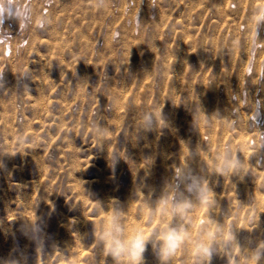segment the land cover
Listing matches in <instances>:
<instances>
[{
  "label": "rangeland",
  "instance_id": "1",
  "mask_svg": "<svg viewBox=\"0 0 264 264\" xmlns=\"http://www.w3.org/2000/svg\"><path fill=\"white\" fill-rule=\"evenodd\" d=\"M102 3L0 0V264H113L96 242L107 220L97 202L116 201L126 227L150 230L144 201L185 166L186 145L216 195L214 218L254 249L264 242V25L254 32L250 18L264 0ZM160 109L169 126L146 132L144 116ZM225 146L245 164L239 175L211 174ZM206 215L194 211L193 231ZM37 225L39 247L25 234ZM145 262L158 264L150 245Z\"/></svg>",
  "mask_w": 264,
  "mask_h": 264
},
{
  "label": "clouds",
  "instance_id": "2",
  "mask_svg": "<svg viewBox=\"0 0 264 264\" xmlns=\"http://www.w3.org/2000/svg\"><path fill=\"white\" fill-rule=\"evenodd\" d=\"M102 4V0H99L98 6ZM250 22L253 31L257 32V29L264 25V8L255 10ZM205 123H208L207 119ZM168 126L162 109L154 115L146 114L141 125L146 132L159 131ZM96 133L98 137L109 134L107 129L99 125H96ZM186 148L188 155L185 158V166L177 168L173 179L165 184L157 199L144 201L147 210L145 227L150 230L126 227L125 208L116 201H112L107 211L97 202L99 210L107 216V220L102 221L95 232L96 242L102 248L104 257H110L113 264H146L145 252L150 245L158 264H173L175 258L182 254L190 255L194 264H210L214 255L231 258L234 264H240L241 258L244 264H261L264 261V242L258 243L254 249H244L237 239L235 228H225L223 223L214 218L213 212L218 204L216 195L209 186V181L189 166L198 151L194 153L187 145ZM118 158L114 154L110 164L114 166ZM210 164L211 174L220 177L239 175L245 167L244 162L230 146H225ZM206 172L208 173L207 169ZM201 208L207 210V215L193 231V213ZM157 212L159 222L155 228H151ZM36 229L34 232L28 228L25 234L36 241L39 247L38 225ZM234 248L239 249V256H232ZM15 264H21V261L18 260Z\"/></svg>",
  "mask_w": 264,
  "mask_h": 264
},
{
  "label": "bare ground",
  "instance_id": "3",
  "mask_svg": "<svg viewBox=\"0 0 264 264\" xmlns=\"http://www.w3.org/2000/svg\"><path fill=\"white\" fill-rule=\"evenodd\" d=\"M39 60H40V58H39Z\"/></svg>",
  "mask_w": 264,
  "mask_h": 264
}]
</instances>
